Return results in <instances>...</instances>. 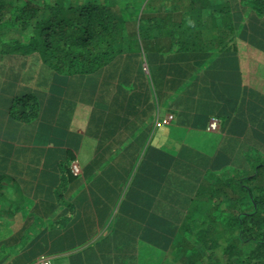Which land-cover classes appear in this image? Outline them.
<instances>
[{"label": "crops", "instance_id": "0c3cea01", "mask_svg": "<svg viewBox=\"0 0 264 264\" xmlns=\"http://www.w3.org/2000/svg\"><path fill=\"white\" fill-rule=\"evenodd\" d=\"M135 58L129 71L125 60L107 66L101 77L70 78L53 92L43 85L55 109L44 111L34 132L8 126L13 107L8 97L1 98L13 67L19 72L18 61H9L10 72L0 73V148L6 143L14 149L9 158L0 157L7 178L0 219L14 232L27 227L35 241L31 249L40 243V255L51 264H170L172 249L154 247L166 244L159 241L171 222L164 211L183 209L179 197L214 188L227 170L244 168L252 155L253 161L264 156L262 51L239 43L238 62L229 69L220 54L199 66L189 61L193 68L186 81L177 79L186 66L177 60L168 65L174 72L164 75L144 54ZM215 60L223 66L212 67ZM20 71L29 75L11 88L14 93L39 88L34 71ZM91 80L97 83L95 96L84 87ZM135 85L142 86L139 97L131 90ZM168 114L175 120L156 126ZM212 118L221 121L218 132L208 131ZM73 161L81 167L78 177L69 173ZM202 206L211 204L205 200ZM20 250L21 245L12 248L10 259Z\"/></svg>", "mask_w": 264, "mask_h": 264}, {"label": "trees", "instance_id": "16d2710c", "mask_svg": "<svg viewBox=\"0 0 264 264\" xmlns=\"http://www.w3.org/2000/svg\"><path fill=\"white\" fill-rule=\"evenodd\" d=\"M241 42L264 53V0H0V73L10 72L6 65L12 59L18 61L19 70L14 74L13 67L1 96L8 97L13 107L8 126H26L34 132L44 111L55 109L53 97L41 91L45 84L53 92L70 78L101 77L107 66L112 69V63L125 60L129 71V63L143 54L148 63H159L164 75L174 72L168 65L175 60L186 65L177 76L186 81L193 68L189 61L199 66L220 54L231 64L227 69L236 66ZM211 65L223 66L216 60ZM21 69L39 76V88L18 94L11 90L29 75ZM95 80L84 85L93 96L98 90ZM131 90L136 97L142 94V86ZM11 130L9 139L15 132ZM13 151L5 143L0 157L7 159ZM67 157L71 160L74 155ZM253 160L243 162L242 169L227 170L214 188L201 187L194 196L179 197L183 209L164 211L171 222L162 227L159 241L162 237L166 244L154 247L163 252L172 249L170 264H264V156ZM5 177L0 171V198L5 194ZM205 200L209 209L202 206ZM151 227L147 222V237L153 234ZM27 230L24 226L14 232L0 219V264H36L45 256L38 250L40 243L31 249L35 241ZM20 245V252L10 259L9 251Z\"/></svg>", "mask_w": 264, "mask_h": 264}, {"label": "built area", "instance_id": "2783aa9c", "mask_svg": "<svg viewBox=\"0 0 264 264\" xmlns=\"http://www.w3.org/2000/svg\"><path fill=\"white\" fill-rule=\"evenodd\" d=\"M175 120L174 115L168 114L164 118L157 119L156 125L162 126V125H168L171 124ZM220 120L218 118H212L208 125V131L210 132H218L221 128ZM71 171L75 176H78L81 173V167L77 161H74L71 165ZM36 264H51V258L48 256H42L40 257Z\"/></svg>", "mask_w": 264, "mask_h": 264}]
</instances>
